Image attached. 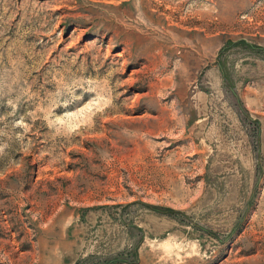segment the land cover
Listing matches in <instances>:
<instances>
[{"label": "rangeland", "instance_id": "1", "mask_svg": "<svg viewBox=\"0 0 264 264\" xmlns=\"http://www.w3.org/2000/svg\"><path fill=\"white\" fill-rule=\"evenodd\" d=\"M0 264H264V0H0Z\"/></svg>", "mask_w": 264, "mask_h": 264}]
</instances>
